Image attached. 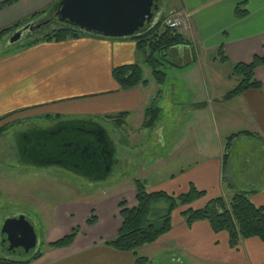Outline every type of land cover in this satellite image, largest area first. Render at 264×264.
<instances>
[{
  "label": "crops",
  "instance_id": "obj_1",
  "mask_svg": "<svg viewBox=\"0 0 264 264\" xmlns=\"http://www.w3.org/2000/svg\"><path fill=\"white\" fill-rule=\"evenodd\" d=\"M56 1H51L52 6ZM26 2L29 4L24 7L16 6L17 3L13 6L16 12L10 25L22 22L43 8L35 7L39 0H20L18 3L23 5ZM241 2L245 3L248 15L238 18L234 11ZM176 3L175 8L168 11L164 5L163 13L168 15L179 9L185 16L181 32L190 40L191 47H179L172 55V58L175 55L184 61L182 64L192 63L194 52L197 56L200 49L213 54L221 46L234 62L248 63L255 55L264 53V0H176ZM2 14L0 12V16ZM140 58L143 62L136 40L129 37L86 36L63 42H40L10 51L7 49L0 54V119L24 114L28 117L60 115L64 119L100 121L109 115L128 112L127 123L119 129L123 134L124 148L127 146L129 152L134 153L148 139H153L150 147L156 149L161 145L164 153L173 134L166 132L161 118L153 129L145 128V112L157 96L159 101H163L167 95L171 97L179 93L183 80L173 78L167 82V78L159 85L156 80L150 82L145 77V84L131 89L122 88L113 77V69L127 64H141ZM192 73L195 75L194 81L200 82L196 71ZM209 75L211 88L219 74L211 72ZM202 76L205 77V74ZM256 77L263 84L261 90L252 89L223 102V96L237 84L236 79L225 78L224 90L211 103L213 117L222 122L243 123L241 126L251 128V131L243 130L251 134L241 135L233 142L225 172L227 181L223 168L226 142L221 141L219 149H213L210 144H191L188 151L184 149L189 145L184 143L188 136L183 137L182 144L181 141L178 144V173H165L152 185L144 180L150 191L166 190L180 194L187 192L194 184L206 191V196L194 204L196 208L203 207L218 196L230 199L240 191L252 192V202L257 206L264 205V65L257 68ZM192 102L190 109L197 108L196 104L201 103L199 100ZM209 106L207 103L206 109ZM174 112L178 114L175 117L178 125L185 124L194 113L185 116L181 109ZM252 142L256 143L254 147H250ZM16 150L21 163L28 165L21 158L18 141ZM188 155L193 158L185 159ZM157 156L162 157L161 154ZM139 165L142 163L132 165V171ZM181 212L182 208L174 211L171 231L149 244L145 248L147 253L159 250L178 257L185 254L192 260L211 264H264V242L261 239H244L237 249L231 248L228 233H215L206 220L189 226ZM114 217L116 219L106 233L87 238L79 233L71 246L43 247V255L30 264H134L135 255L132 252L119 251L106 244L107 240L116 237L121 227L120 210Z\"/></svg>",
  "mask_w": 264,
  "mask_h": 264
},
{
  "label": "rangeland",
  "instance_id": "obj_2",
  "mask_svg": "<svg viewBox=\"0 0 264 264\" xmlns=\"http://www.w3.org/2000/svg\"><path fill=\"white\" fill-rule=\"evenodd\" d=\"M51 1L39 0L36 3L37 5L34 4L36 8L43 7L39 11L38 17H36L37 23L48 19V15H52V9L60 0L56 1L53 6ZM3 3L0 2V4ZM20 4L17 2V5L16 3L9 6L2 5L0 8V12L3 13L0 16V29L11 26L10 23L13 22V16L16 12L12 9L14 5L24 7L29 3ZM176 4V0H164L166 11L175 8ZM31 17L29 16L25 20ZM5 40L4 38L0 42V54L7 49L10 51L23 46L22 44H16L10 47L7 46ZM140 61L142 64L141 58ZM182 62L184 61L179 60L174 55L173 61H165L164 65L161 66L167 73V82L173 78L183 80V87L180 92L173 94L171 97L167 95L163 101H159L160 98L157 96V101L153 102L162 109L161 119H163V127L167 128L166 132L170 133L169 135L173 134L172 140L165 148L167 151L162 153L164 149L161 145L156 149L150 147L153 139H148L143 147L141 146L136 152L130 153V148L127 146L124 148V138L123 134H120V128H117L110 120L101 119L102 125L115 143L116 156L119 160L113 166L108 177L102 180H88L81 175L55 165L38 167L21 163L16 150V139L19 133L32 125L54 123L55 119L49 120L45 116L28 117L24 114H15L0 121V128L8 129L0 134V233L7 219L24 215L37 234V244L31 249V252L16 253V255L28 257L35 250L48 246L49 241L53 242L61 239L70 234L75 228L80 230L79 233L83 234V238L106 233L111 228L113 220L116 219L114 216L120 210V202L126 200L128 205L135 203L136 191L133 192L135 190V178L149 181V185H152L157 182V178H162L165 173H178L180 167V158L178 157L180 148H178V144H180V141L181 144L183 143V137L187 138L189 136V139L184 142L189 144L184 147L188 151L191 144L197 143L205 146L210 144L213 149H219L220 142H227L226 138L234 131L251 129L247 125L241 126L244 124L239 122H222L219 118L213 117L210 108L213 100L224 90L227 82L225 78L236 79V77L231 76L233 66L236 63L233 59L228 57L226 62H221L217 53L210 54L209 51L206 52V50L200 49L195 61L184 66ZM170 63H173V65ZM143 66L144 76L150 82L154 81L155 76L148 65L143 63ZM192 71H196L195 74L200 77V82L194 81L195 75ZM211 72H217L219 75L216 77L217 81L210 88L208 81ZM203 74H205V77H201ZM205 81L207 82L205 83ZM197 100L202 103L206 102L210 106L207 109L206 106L190 109V106L193 105H190V103ZM180 109L185 116L191 114V112L194 113H192L189 121L178 125L177 118L175 119L178 114H175L174 111ZM11 123L15 124L9 127ZM156 124L154 127H156ZM253 144L256 145L252 142L250 147H254ZM160 154L162 157L157 156ZM192 158V155H188L185 159L191 160ZM139 163H142V165L132 171L131 166ZM144 165H147V167H142ZM92 213L96 216V222L89 225L87 220ZM147 246L138 249V254L147 255L151 260V264H211L208 261L192 260L185 254L179 255V258L177 255L163 253L159 250L147 253L145 250Z\"/></svg>",
  "mask_w": 264,
  "mask_h": 264
},
{
  "label": "trees",
  "instance_id": "obj_3",
  "mask_svg": "<svg viewBox=\"0 0 264 264\" xmlns=\"http://www.w3.org/2000/svg\"><path fill=\"white\" fill-rule=\"evenodd\" d=\"M19 1L6 0L3 4H0V8L2 5L9 6ZM234 13L238 18L246 17L248 10L245 3H238ZM38 14L39 12L22 22L0 29V42L18 28L36 21ZM164 21L165 14L161 15L156 23L147 25L140 35L132 37L136 40L138 51L143 57V63L148 65L159 85L163 84L167 78L166 71L161 68L164 62L173 61L172 55L179 47H191L190 40L181 31L167 27ZM86 36L96 35L53 18L40 29L32 32L27 31L18 44L32 46L40 42H63ZM216 53L221 62L228 60V55L223 46ZM193 59H197L196 52H194ZM262 65H264V53L255 55L248 63L236 62L231 76L236 77L237 84L223 96L221 101L232 100L252 89L261 90L263 84L256 77V70ZM113 77L124 89L135 88L147 83L144 76V67L138 63L115 67ZM206 105V102L196 104L197 108ZM161 112L162 109L154 103L148 106L145 112L144 126L153 128L160 120ZM8 116L1 118L0 121ZM127 117L128 112H119L109 115L103 120H110L117 128H121L127 123ZM45 118L55 119L54 123L32 125L25 128L18 135V149L24 163L38 167L49 166L42 164L43 155L47 157L53 155L64 161L55 166L70 170L88 180H102L108 177L105 174V159L101 155V148L104 144L100 145L97 137L87 131L100 127L105 128L101 122L94 119H64L60 115H47ZM12 124L15 123H11L9 127ZM59 124H67L68 130L59 135H53L49 132L52 126ZM77 128L84 129L78 130ZM7 130V128H0V134ZM247 134H251V132L232 133L227 138L223 159L225 181H227L225 172L229 163V151L233 142L237 137ZM67 142H74L75 144L78 142L81 146L87 144L90 149L85 155H82L81 152L74 153L76 146H66L65 143ZM105 144L108 145L109 150H114L115 153L114 141L108 133ZM115 159L114 154L113 160L115 161ZM134 181L137 203L134 206H129L126 200L120 202L121 227L116 237L106 241L108 246L116 250L132 252L135 255L134 264H151L149 257L138 254V249L156 242L162 235L171 231L173 213L179 208H182L181 214L189 226L197 221L206 220L215 233H228L231 248L237 249L242 240L253 237H257L264 242V205L257 206L252 202L250 198L252 192L240 191L230 199L218 196L210 199L203 207L196 208L194 204L206 196V191L198 189L194 184L190 185L187 192L175 194L166 190L150 191L144 180L135 178ZM95 222L96 216L92 213L87 223L93 225ZM79 232L80 230L75 228L70 234L47 245L54 248L71 246ZM0 252V264H30L43 255L42 247L35 250L28 257L9 254V251H4L1 246Z\"/></svg>",
  "mask_w": 264,
  "mask_h": 264
},
{
  "label": "water",
  "instance_id": "obj_4",
  "mask_svg": "<svg viewBox=\"0 0 264 264\" xmlns=\"http://www.w3.org/2000/svg\"><path fill=\"white\" fill-rule=\"evenodd\" d=\"M161 10L159 0H60L54 7L53 18L97 36L128 38L140 35L147 24H153ZM53 18L39 23L30 22L18 28L7 38L6 44L12 46L19 43L27 31L40 29ZM87 131L97 137L100 145L104 144L101 155L105 159V174L109 175L115 164L113 160L115 153L105 144L108 132L103 127ZM62 132L61 128L52 129L53 135ZM65 145L76 146L74 153L81 152L82 155L90 149L89 145L81 146L78 142L76 144L67 142ZM41 162L45 165H59L64 161L53 155L51 157L43 155ZM36 244V231L24 215L5 221L0 233V246L4 251L23 254L33 249Z\"/></svg>",
  "mask_w": 264,
  "mask_h": 264
},
{
  "label": "built area",
  "instance_id": "obj_5",
  "mask_svg": "<svg viewBox=\"0 0 264 264\" xmlns=\"http://www.w3.org/2000/svg\"><path fill=\"white\" fill-rule=\"evenodd\" d=\"M184 23L183 13L180 11H174L166 20V25L171 29H178Z\"/></svg>",
  "mask_w": 264,
  "mask_h": 264
},
{
  "label": "flooded vegetation",
  "instance_id": "obj_6",
  "mask_svg": "<svg viewBox=\"0 0 264 264\" xmlns=\"http://www.w3.org/2000/svg\"><path fill=\"white\" fill-rule=\"evenodd\" d=\"M164 2V0H159V4H162ZM58 129V128H61L63 129V131L65 130H68V125L67 124H59V125H56V126H52V128L49 130V132L52 133V129Z\"/></svg>",
  "mask_w": 264,
  "mask_h": 264
}]
</instances>
